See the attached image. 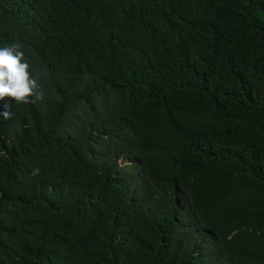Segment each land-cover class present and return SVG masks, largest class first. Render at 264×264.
<instances>
[{
  "label": "trees",
  "instance_id": "16d2710c",
  "mask_svg": "<svg viewBox=\"0 0 264 264\" xmlns=\"http://www.w3.org/2000/svg\"><path fill=\"white\" fill-rule=\"evenodd\" d=\"M13 44L0 264H264V0H0Z\"/></svg>",
  "mask_w": 264,
  "mask_h": 264
},
{
  "label": "clouds",
  "instance_id": "9594fccd",
  "mask_svg": "<svg viewBox=\"0 0 264 264\" xmlns=\"http://www.w3.org/2000/svg\"><path fill=\"white\" fill-rule=\"evenodd\" d=\"M29 68L20 45L0 47V100L27 104L42 98L43 93L38 91L39 85L31 76ZM4 107L5 110L0 115L4 119L11 118L9 105Z\"/></svg>",
  "mask_w": 264,
  "mask_h": 264
}]
</instances>
